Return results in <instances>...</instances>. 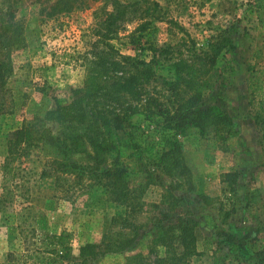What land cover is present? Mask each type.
Listing matches in <instances>:
<instances>
[{
  "label": "rangeland",
  "instance_id": "rangeland-1",
  "mask_svg": "<svg viewBox=\"0 0 264 264\" xmlns=\"http://www.w3.org/2000/svg\"><path fill=\"white\" fill-rule=\"evenodd\" d=\"M57 0H0L25 25V43L13 48L14 72L4 95L7 112L0 116V196L6 195L3 163L8 141L25 120L71 103L84 87L89 64L86 52L95 38L94 11L112 8V0L93 1L88 8L49 15ZM159 4H155L154 2ZM131 18L110 42L124 55L154 63L155 74L142 93L138 110L120 130L121 162L127 179L141 185L127 203L114 201L89 174L42 176L49 148L33 147L16 163L19 174L0 208V264L13 253L16 264H36L23 253L43 245L44 231L72 233L60 250L64 264H165L167 248L158 238L169 224L172 205L164 195L184 197L196 229L198 253L187 264H264V131L257 123L260 98L251 105L249 67L264 68V0H120ZM8 17V15H5ZM236 25L235 47L225 44L206 78L210 85L195 109L216 106L232 120L224 126H168L176 96L167 80L175 76L179 57L194 61L228 26ZM169 47L160 54L158 49ZM157 49V50H156ZM200 66V64H199ZM175 78V77H174ZM3 97V96H2ZM171 150L168 159L162 154ZM179 154L190 175L175 166ZM166 160V161H165ZM236 173L233 183L226 174ZM205 195V198L202 197ZM185 211V207L178 208ZM230 213L226 217L227 213ZM124 216L127 219L114 220ZM226 232L233 233L228 241ZM109 240L111 247L85 261L81 247ZM178 244L177 239H175Z\"/></svg>",
  "mask_w": 264,
  "mask_h": 264
},
{
  "label": "trees",
  "instance_id": "trees-1",
  "mask_svg": "<svg viewBox=\"0 0 264 264\" xmlns=\"http://www.w3.org/2000/svg\"><path fill=\"white\" fill-rule=\"evenodd\" d=\"M42 1V0H39ZM96 0H57L51 7L49 15L69 13L77 9L88 8ZM109 0H107L108 2ZM111 1V0H110ZM156 5L158 2H154ZM112 8L99 7L94 11L95 38L90 42L86 52L89 72L84 87L75 89L74 100L58 108L49 110L42 117L25 120L8 141V154L3 163V183L7 194L0 196V208L9 200L12 193L11 184L19 174L16 164L27 160L33 147L49 148L45 159L42 176L55 177L61 180L64 174H77L80 178L86 174L94 177L104 186L114 201L127 203L135 197L141 185H133L127 179L128 168L121 162L120 130L125 128L128 117L138 110L142 93L155 74V58L148 62L120 52L110 40L131 19L128 6L120 0H112ZM0 4V116L7 112L8 102L4 95L9 92L6 83L14 72L12 58L13 48L25 43V25L14 19L9 11L3 14ZM5 15H8L6 17ZM236 25L228 26L205 51H194V61L179 57L174 62L175 78L167 80L169 88L176 96V103L166 111L168 126H185L193 124L205 131L207 128L226 126L232 118L223 109L210 106L196 110L202 102L203 92L210 85L206 78L210 68L217 61V55L225 44L234 48L233 34ZM157 50V49H156ZM160 54L170 51L169 47L158 49ZM200 64V66H199ZM248 78L251 105L260 98V113L264 112V68L249 67ZM3 96V97H2ZM260 128L264 131V117H256ZM171 150L162 154V160L171 156ZM175 166L181 168L182 158L175 155ZM166 161V160H165ZM180 173L187 175L186 183H192L186 166L182 164ZM227 182L236 180V173L226 174ZM172 192L164 195V201L172 205L165 214L169 224L158 238V243L167 248V258L161 259L165 264H187L188 258L198 253L197 234L198 221L191 218V209L184 197L174 194L175 185L167 186ZM202 197L205 198V195ZM185 207V211L178 208ZM229 212L226 217L229 216ZM127 218L115 217L114 220ZM228 241L236 239L233 233L226 232ZM43 245L22 257L34 258L36 264H64L66 255L60 250L70 244L72 233L63 230L60 233L46 232L42 234ZM177 239L178 244H176ZM108 239L98 244L82 246L81 255L84 260L89 256L109 249ZM5 264L13 262V253ZM163 264V263H161ZM213 264H223L216 258Z\"/></svg>",
  "mask_w": 264,
  "mask_h": 264
}]
</instances>
